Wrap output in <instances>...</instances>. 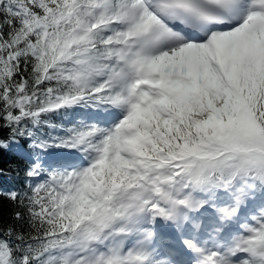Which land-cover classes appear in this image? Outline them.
<instances>
[{"label":"snow or ice","instance_id":"snow-or-ice-1","mask_svg":"<svg viewBox=\"0 0 264 264\" xmlns=\"http://www.w3.org/2000/svg\"><path fill=\"white\" fill-rule=\"evenodd\" d=\"M0 264H264V0H0Z\"/></svg>","mask_w":264,"mask_h":264},{"label":"trees","instance_id":"trees-1","mask_svg":"<svg viewBox=\"0 0 264 264\" xmlns=\"http://www.w3.org/2000/svg\"><path fill=\"white\" fill-rule=\"evenodd\" d=\"M3 186L7 187L8 186V182L5 181ZM9 211H10V209L8 207H5V209H4L5 219H7V214H8Z\"/></svg>","mask_w":264,"mask_h":264}]
</instances>
